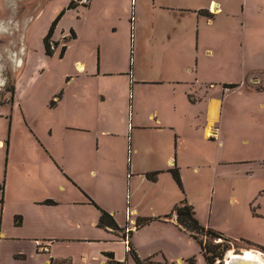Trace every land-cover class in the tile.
Listing matches in <instances>:
<instances>
[{
	"label": "rangeland",
	"instance_id": "374dc122",
	"mask_svg": "<svg viewBox=\"0 0 264 264\" xmlns=\"http://www.w3.org/2000/svg\"><path fill=\"white\" fill-rule=\"evenodd\" d=\"M74 2L76 7L62 12L59 7L65 0H0V136L12 132L13 141L20 138L22 130L29 131L27 122L36 120L43 107V117H63L60 103L69 92L67 76L79 74L72 64L77 58L74 51L59 58L66 43L63 34L69 35L74 26L78 35L86 38L95 26L99 35L109 34L126 44L127 49L119 51V69H128L130 74L137 70L140 59L147 78L165 82L146 84L144 91L135 87V94L142 93L152 104L169 105L164 111L169 110L177 126L181 146L176 158L184 190H178L187 196L199 223L222 235L201 233L198 239L216 247L220 253L217 264H225L229 254L245 250L263 259L264 0H136L133 16L113 21L115 29L110 22L78 14L89 0ZM200 10L213 17L200 14ZM55 20L56 34L49 38V47L55 50L52 43L57 41L59 51L50 56L44 36ZM164 34H171L172 40L164 39ZM139 39L147 42L143 55L135 50ZM129 74L106 79H117L124 86ZM79 79L84 84L95 81L77 77L74 81ZM181 79L193 82L181 84L184 93L178 94ZM232 84L238 86L232 89ZM127 91L129 101L128 83ZM213 98L218 100L216 115L208 120L206 110ZM207 126L217 133L206 135ZM143 210L140 215L149 216V210ZM120 219L131 221L124 214ZM179 235L175 237L155 224L138 232V238L152 242L153 248L162 247L163 259L169 263L188 264L193 259V264H206L197 240L184 232ZM123 244L118 241L114 246L127 261L130 257ZM6 245L8 257L15 244ZM19 245L27 255L25 262H16L33 264L34 256L29 254L35 252L33 241L30 246L26 242ZM147 249L148 253L152 250Z\"/></svg>",
	"mask_w": 264,
	"mask_h": 264
},
{
	"label": "crops",
	"instance_id": "0c3cea01",
	"mask_svg": "<svg viewBox=\"0 0 264 264\" xmlns=\"http://www.w3.org/2000/svg\"><path fill=\"white\" fill-rule=\"evenodd\" d=\"M70 1L65 0L59 9L65 10ZM84 6L85 10L77 11L78 14L87 13L95 21L110 22L115 29L113 21L133 16L136 0H89ZM69 29L73 35L63 34L66 43L59 58L74 51L77 58L72 64L79 74L67 76L69 92L60 103L63 117H43V107L36 120L27 122L29 131L22 130L20 138L13 141L12 132L0 136V264L25 262L27 253L19 244L26 242L30 246L36 239L47 242L49 249L43 253L34 246L35 252L29 253L34 256L33 264H108L106 253H112L114 261L136 264L127 252L128 245L140 259L175 264L163 259L162 247L153 248L149 245L152 242L138 238L142 227L153 224L175 237L188 234L176 225L174 215L163 219L174 205L187 201V196H181L178 190L183 191L184 186L177 167V151L181 149L177 126L169 110L164 111L169 108L167 103L152 104L142 93L135 94V87L144 91L146 84L159 86L165 82L147 78L140 59L137 70L130 74L128 69H119V51L127 49L124 41L109 34L99 35L95 26H91L92 33L86 38H81L74 26ZM162 37L172 40L171 34ZM145 43L139 39L135 45L139 55L145 53ZM52 45L55 50L50 56L59 51L57 44ZM127 74L130 78L124 86L117 79H106ZM76 77L95 81L84 84L81 79L74 81ZM171 82L175 81H167ZM192 82L181 79L177 83ZM183 89L181 85L178 94H183ZM210 102L208 120L216 115L218 105L215 98ZM210 132L217 133L207 126L204 133ZM173 166L178 170L179 183L169 172ZM155 171L154 180L146 177L147 172ZM143 209L149 210V216L140 215ZM101 210L113 217L119 229L98 226ZM123 214L131 221L120 219ZM138 217L152 219L136 228ZM125 228H129L128 233ZM133 232L136 235L131 240ZM118 241H123L130 261L119 256L114 246ZM7 243L15 245L5 257ZM147 248L151 252H146Z\"/></svg>",
	"mask_w": 264,
	"mask_h": 264
},
{
	"label": "trees",
	"instance_id": "16d2710c",
	"mask_svg": "<svg viewBox=\"0 0 264 264\" xmlns=\"http://www.w3.org/2000/svg\"><path fill=\"white\" fill-rule=\"evenodd\" d=\"M77 4L74 2V0H71L69 2V4L67 5V8H73L75 7ZM64 10H62L63 12ZM61 12V13H62ZM205 13L208 16H211L210 13H208L207 11L204 10H200V13ZM55 21L52 22V24L49 27L48 32L46 33V35L44 36V44H45V51L47 53H51L50 47H49V38L51 37L52 31L54 29L55 26ZM70 34L73 35L72 31H70ZM53 44V43H52ZM54 44H57L56 42ZM230 87H235V85H229ZM237 86V85H236ZM170 173L172 174L174 180L176 182H180L179 180V173L178 170L176 168H171L170 169ZM157 172H147L146 173V177L150 180H154L156 178ZM172 215H175V221H176V225L188 232V234L197 240V242L200 245V251H201V255L204 257V259L206 260V264H214V261L216 260V258H220V253H218L215 249L216 247L214 245L211 246L210 243H207V245H203L202 241L200 239H198V234L201 233H206L208 235H214V236H222L220 233L214 232L209 228H205L203 227L199 221L197 220L196 216H195V210L194 207L192 206V204H190L189 202H187L186 200H182L180 201L178 204L174 205L171 212L169 214H167L165 217H163V219H168L170 218ZM152 218L150 217H138L136 219L135 222V227H139L142 226L144 224H146L148 221H150ZM15 222H18V219H15ZM98 226L103 227V228H111L113 230L119 229V227L117 226L116 222L114 221L113 217L107 213L106 211L101 210V214L98 220ZM206 236V235H205ZM128 254L133 258L134 262L136 264H155L153 261H151L150 258L147 259H140L138 257V255L136 254V252L134 251V249L128 245V249H127ZM204 252H209L210 255H205ZM107 257H108V264H125L124 262H117L113 260V256L112 253H106ZM193 259H189L187 261L188 264H193Z\"/></svg>",
	"mask_w": 264,
	"mask_h": 264
},
{
	"label": "bare ground",
	"instance_id": "6f19581e",
	"mask_svg": "<svg viewBox=\"0 0 264 264\" xmlns=\"http://www.w3.org/2000/svg\"><path fill=\"white\" fill-rule=\"evenodd\" d=\"M243 256L245 258H248V259H255L257 260L258 262L260 263H263L264 264V258L262 259L258 254H256L255 252H253L252 250H245L243 254H238V253H232V254H229V258L231 257H237V256ZM229 258H227L226 260V263L225 264H229Z\"/></svg>",
	"mask_w": 264,
	"mask_h": 264
},
{
	"label": "built area",
	"instance_id": "2783aa9c",
	"mask_svg": "<svg viewBox=\"0 0 264 264\" xmlns=\"http://www.w3.org/2000/svg\"><path fill=\"white\" fill-rule=\"evenodd\" d=\"M79 1V0H78ZM82 3H86L87 2V0H80ZM125 233H128V230H129V228H125ZM127 239V240H126ZM125 241H127L128 242V238H127V235L125 234ZM33 243H34V246L36 247V249L39 251V252H43V253H45V252H48V247H49V245H48V243L47 242H43V241H41V240H34L33 241ZM214 262H216L215 264H217V260H215Z\"/></svg>",
	"mask_w": 264,
	"mask_h": 264
},
{
	"label": "water",
	"instance_id": "95a60500",
	"mask_svg": "<svg viewBox=\"0 0 264 264\" xmlns=\"http://www.w3.org/2000/svg\"><path fill=\"white\" fill-rule=\"evenodd\" d=\"M228 260H229V264H263L255 259H248L240 255L237 257H231Z\"/></svg>",
	"mask_w": 264,
	"mask_h": 264
}]
</instances>
